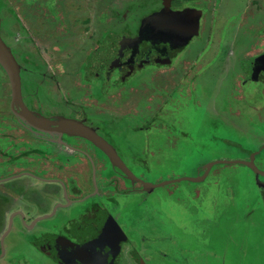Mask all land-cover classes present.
I'll return each mask as SVG.
<instances>
[{"label": "flooded vegetation", "instance_id": "flooded-vegetation-1", "mask_svg": "<svg viewBox=\"0 0 264 264\" xmlns=\"http://www.w3.org/2000/svg\"><path fill=\"white\" fill-rule=\"evenodd\" d=\"M233 2L0 0V37L16 62L21 85L20 100L14 101L10 73L0 63V264H150L146 245L141 244L147 238L138 244L134 239L135 221L152 219L146 209L155 199L162 204L165 195L159 193L164 186L152 193L144 189L143 182H161H151L146 157L180 149L178 132L169 130L162 137L158 129L162 122L178 121L176 117L157 116L164 105L179 109L178 101L168 102V98L181 77L186 74L199 82V74L191 70L195 55L187 53L189 47L201 36L211 39L216 17L229 20L226 24L233 20ZM149 18L157 26L141 31ZM236 27L221 40L218 58L224 70L216 75L231 76L227 67L234 53L226 56L222 52L235 46L241 67L239 83L254 81L263 92L264 14L252 46L253 38ZM255 58L262 59L261 65L246 69L245 63ZM187 64L188 71L184 70ZM148 68L158 86L150 81L129 84V78ZM203 106L217 112L216 101L205 100ZM72 118L95 129L137 179L113 166L87 137L66 132L60 123ZM241 124L244 127L238 129L244 134L248 119ZM259 136L253 144L237 146L240 159L254 163L260 172L256 180L249 166L238 164L250 174V179L243 178L245 188L238 208L246 230L256 233H250V241L256 238L257 246H250L249 253L257 254V264H264V136ZM222 142L232 147L234 140L224 138ZM197 157L193 177L202 175L207 163L202 153ZM215 168L203 181L173 183L193 187L177 186L166 193L190 202L187 206L197 222L209 213L205 201L214 209L218 206L215 195L208 197L215 192L210 184L217 179L219 185L225 183L226 177ZM180 234L188 232L182 228ZM182 243L178 264H194L189 260L201 253L205 258L217 253L223 263L231 260L221 253L226 248L203 246L187 253ZM241 248L242 254L249 249L246 244ZM160 255L169 256L166 252Z\"/></svg>", "mask_w": 264, "mask_h": 264}, {"label": "rangeland", "instance_id": "rangeland-1", "mask_svg": "<svg viewBox=\"0 0 264 264\" xmlns=\"http://www.w3.org/2000/svg\"><path fill=\"white\" fill-rule=\"evenodd\" d=\"M215 4L216 2H214V6H216ZM233 5L234 7H231L233 14L230 16V19L233 18V20L226 24L229 20H222L216 17L218 20H216V25L211 29V39L201 36V39H196L194 44L189 47L187 53L191 56L195 55V62L192 65V69L187 64L184 70L194 69L195 74H199V82H193L192 77H188L186 74L183 78L181 77L179 81H182L179 86L174 90L172 96L168 98V102L178 101V104H180L179 109L174 111L170 104L164 105L157 116L168 119L176 117L178 121L171 122L168 120L167 124L162 122L164 125L158 126V129L162 137L167 136L168 132L171 131L174 133L178 132L180 134V149H174V152H168L170 151L168 150L162 156L152 153L146 157L148 168H150L151 182L196 175L195 167L197 166L196 161L199 153L204 155L205 163L216 159H240L242 155L237 149L238 144L250 145L260 137L259 135L264 136V120H262L264 118V90L260 92L259 85L254 81H248L246 84L239 83L241 67L239 61L235 58L237 52L235 46L230 47L231 49L229 48L228 51L223 49L222 52V55L225 54L226 56L234 53V56L229 59L227 67V71L230 72L231 76L225 74L217 76L218 71L221 69L218 49L222 38L230 34V30L236 27L237 21L241 18V25H237L236 29L246 37L253 38L252 43L250 42L252 46L256 43L259 20L264 14V0H235ZM244 8L245 10H243ZM93 29H89L88 33L90 34ZM206 36H208V33ZM212 43L213 45L210 46ZM248 47H245L242 51L245 53ZM223 70L224 68L222 67L221 72ZM151 75L152 72L148 68V71H143L139 75L137 74V77L129 78L128 81L129 84L139 81L141 85L143 83L149 84L150 81L153 84L152 86H158V79L155 78V82ZM205 100L216 101L217 112L212 109L206 110L203 106ZM255 108H259L260 111L258 112ZM225 116H228L231 120H224ZM243 119H248V129L244 134H240L241 129L239 130L238 126L244 127L241 124ZM178 123L179 126L176 125ZM253 135L255 136L252 137ZM224 138L234 140L232 147L226 146L222 142ZM199 149L200 151H198ZM215 171H217L218 175L222 174V176L226 177V180H223L226 181L225 183L223 182L219 185V180L217 179L216 182L212 181L213 183L210 184L211 186L214 185L215 192L213 193L212 191L208 197L212 198L215 195L218 199V206L215 210L212 206H208L207 201L203 204L205 211L209 213L215 212V222H210L211 218L207 223L197 222L198 217L193 220L191 208L187 206L191 204L190 202H187L185 198L182 201L174 197L173 194L171 196L166 194L171 193L168 191L169 188L177 186L189 188L194 185L191 183L186 184V182H181L179 185L171 183V185L169 184L159 189V193L165 195L166 200L161 205L157 203V199L152 200V207L146 209L152 219L148 221L136 219L133 236L137 244L138 241L147 238L141 244L146 245V250L149 253V255H146L150 259V264H178L174 257L178 258L177 250L180 248L181 242L187 249L186 252L190 253L193 246L194 251L197 247H209L208 240L212 236H217L214 242H219L221 246L246 244L249 249L244 251L245 254H242L237 262L234 258L235 253H231L233 258L231 257V260L228 259L225 263H223L224 260L220 259L221 256L217 253L214 256H207V258H205L204 253H201L199 255L195 254L189 260L190 263L257 264V254L249 253V250L253 249L250 246L254 248L257 246V239L252 236L251 241L247 240L244 243L240 235L245 228L241 208H238L240 200L243 198V188H245L242 182L243 178H249L248 175L250 176V174L246 168L238 164H218ZM241 174L243 177L240 184ZM159 213L162 215L159 216ZM165 215L168 218H164ZM182 228H185L186 233L188 232L193 236L181 235L180 229ZM251 232L256 236L252 229L250 230ZM250 233H248V236L251 235ZM163 252L169 254L168 258H163L160 255ZM239 256L240 254L237 255V259Z\"/></svg>", "mask_w": 264, "mask_h": 264}, {"label": "water", "instance_id": "water-1", "mask_svg": "<svg viewBox=\"0 0 264 264\" xmlns=\"http://www.w3.org/2000/svg\"><path fill=\"white\" fill-rule=\"evenodd\" d=\"M144 29L147 30L146 28L152 25L157 26V23L153 18H149L144 20ZM157 30H163L160 27L157 28ZM155 30V31H157ZM172 30V29H171ZM142 33V32H141ZM191 37V36H190ZM188 42V41H187ZM262 59L260 58H255L252 61H249L248 63H245V67L247 69V66L250 65L252 66V70L256 69L259 65H261ZM0 63L9 71L10 77L12 80V87H13V96H14V101L20 100V93H21V85H20V79H19V72L16 67V62L11 54V51L9 48L5 45V43L2 41L0 37ZM29 117H34V116H29ZM29 120H32L31 118H28ZM60 125L66 129V132L71 133L73 135H81L84 137H87L90 139L92 142H94L111 160L113 166L120 168L123 170L125 173L130 175L131 177H135V175L126 167V165L123 163L121 158L118 156V154L115 152L114 148L106 141L104 140L95 129L87 126L84 124V122L77 120V119H65L63 120ZM218 164H246L249 166L255 173H256V180H258L259 177V170L255 167L254 163L252 162H246L241 159H216L213 161H209L206 163L204 170L205 172L202 175L193 177V176H184L176 179H169V180H164L159 183H144V189L148 193L154 192L156 188L169 185L171 183L183 181V180H189L192 182H198V181H203L205 178L208 176L210 170L212 169L213 166L218 165Z\"/></svg>", "mask_w": 264, "mask_h": 264}, {"label": "crops", "instance_id": "crops-1", "mask_svg": "<svg viewBox=\"0 0 264 264\" xmlns=\"http://www.w3.org/2000/svg\"><path fill=\"white\" fill-rule=\"evenodd\" d=\"M177 185H179L178 183H176ZM174 188H176L177 189V187H174ZM174 188H172V189H174ZM167 195H171V194H167ZM165 200H166V197H165ZM164 200V201H165ZM157 203H158V200H157ZM159 204L161 205V202H160V199H159ZM209 214V216L207 215L205 218H201L200 219V221L202 222V223H207L208 222V220L211 218V220H210V222L211 221H213V222H215L216 220V217H215V215H214V213H213V217H211L212 216V213H208ZM159 216H161L162 214L161 213H159L158 214ZM164 217V216H163ZM164 218H168L166 215H165V217ZM248 229L246 230V227L244 228V231L243 232H241L240 233V235H241V238H242V240L244 241V239H247V240H249L250 241V239H249V236H248ZM187 235H190V236H193L192 234H190V233H188ZM215 237L217 238V236H212L211 238H209V240H208V244H209V247H215V248H218L219 250H221V249H224V248H226V250L225 251H227L226 253H223V252H221L223 255H225L226 257H232V255H231V253H235V256H234V258H235V260L237 261V255L238 254H240V255H242V245H239V244H235V245H224V246H221L220 244H219V242H214L215 241ZM218 245H220V246H218ZM193 248H194V246H193ZM193 248H191V249H193ZM223 251V250H222ZM228 253H230L229 255H228ZM240 257V256H239ZM164 258H168V257H164ZM233 258V257H232ZM170 259H172V258H170ZM173 260V259H172ZM174 260L176 261V263H179V260H178V258L176 259V257H174Z\"/></svg>", "mask_w": 264, "mask_h": 264}]
</instances>
